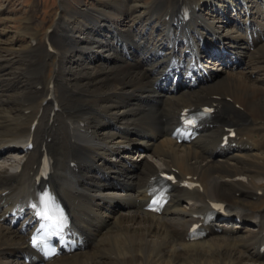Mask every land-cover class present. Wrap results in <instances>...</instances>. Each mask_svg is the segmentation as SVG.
Listing matches in <instances>:
<instances>
[{
    "label": "bare ground",
    "instance_id": "1",
    "mask_svg": "<svg viewBox=\"0 0 264 264\" xmlns=\"http://www.w3.org/2000/svg\"><path fill=\"white\" fill-rule=\"evenodd\" d=\"M137 2L111 0L84 40L60 17L42 43L31 38L18 97H0V264H264V205L248 203L264 197V21L245 0H191L186 12L151 0L142 14ZM207 4L218 21L201 14ZM204 106L213 115L178 143L183 110ZM45 155L53 170L39 181ZM163 172L176 182L153 214L147 192ZM44 192L69 223L47 260L30 244ZM196 223L208 234L186 240Z\"/></svg>",
    "mask_w": 264,
    "mask_h": 264
},
{
    "label": "rangeland",
    "instance_id": "2",
    "mask_svg": "<svg viewBox=\"0 0 264 264\" xmlns=\"http://www.w3.org/2000/svg\"><path fill=\"white\" fill-rule=\"evenodd\" d=\"M110 1L111 0H0V97L8 102H12L18 97L19 91H17L16 88H19L20 85L15 83L26 81L23 79L24 76L23 78L20 76V72L29 64L26 63L24 54L33 46V43L35 44V41L33 42L31 38L36 39L37 43H42L49 34H52L54 27L57 25L60 17H62L75 24V37L84 40L88 35V31L92 28V25L89 24V20L94 17V13L104 9ZM137 1L138 6L141 7L137 14H142V8L146 7L147 4L151 2V0ZM182 1L189 2L191 0ZM248 1L251 2V0ZM256 2V0H252L253 4L250 3L249 6L252 4L251 13H254V16L258 17L256 11L260 3ZM213 8L214 6L212 4H207L200 12L206 18L218 21L217 13H215V9ZM223 8H225V6ZM232 10L234 9L232 8ZM224 12L226 16L232 19H234L235 13H237L231 11V9H226ZM52 46L53 50H57L53 44ZM57 51L58 53L65 54L68 50L65 48ZM64 57L67 58L65 66L71 70L76 69V64L78 63L75 58L76 56L73 54L74 59L72 60L69 58L70 54ZM57 60L59 62L58 56H51L46 60L44 74L48 80L53 77L55 66L56 64L58 65ZM85 61L88 60L82 62ZM30 65H33V62H31ZM234 71H236V69ZM167 85H169V82ZM12 107L15 108V106ZM261 184L262 187H264V181H262ZM248 202L255 206V209H259L262 206V204L257 206L252 200ZM243 204L250 206L247 203Z\"/></svg>",
    "mask_w": 264,
    "mask_h": 264
}]
</instances>
